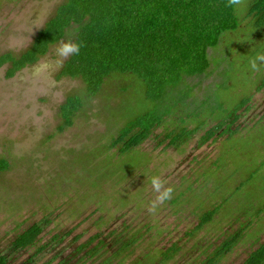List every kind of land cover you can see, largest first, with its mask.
Segmentation results:
<instances>
[{
	"label": "rangeland",
	"instance_id": "1",
	"mask_svg": "<svg viewBox=\"0 0 264 264\" xmlns=\"http://www.w3.org/2000/svg\"><path fill=\"white\" fill-rule=\"evenodd\" d=\"M64 1L0 0V56L26 50ZM252 2L236 6L239 27L210 49L209 73L184 83L194 87L189 100L205 99L204 113L190 120L206 126L171 145L166 134L180 122L166 119L136 148L145 158L134 169L111 142L145 109L135 77H110L59 131L61 104L85 90L81 79L59 76L69 56L56 64L57 47L73 41V31L13 77L9 64L0 66V157L10 163L0 175V249L8 264H204L243 229L216 263L241 264L264 242V23L254 24ZM153 175L174 192L150 210ZM34 223L43 227L36 244L12 251L13 239Z\"/></svg>",
	"mask_w": 264,
	"mask_h": 264
},
{
	"label": "trees",
	"instance_id": "2",
	"mask_svg": "<svg viewBox=\"0 0 264 264\" xmlns=\"http://www.w3.org/2000/svg\"><path fill=\"white\" fill-rule=\"evenodd\" d=\"M250 15L255 17L254 24L264 23V0H253ZM238 27L236 6L230 5L229 0H65L30 46L18 55L2 54L0 66L9 64L6 76L13 77L73 31V41L81 45L80 52L65 60L59 76L81 79L85 90L84 95H68L61 104L59 131L74 124L86 100L98 95L110 77H135L145 109L125 120L111 142L112 148L119 147L120 155L131 158L127 169H134L145 158L135 153L136 148L166 119L176 117L180 122L166 134L171 145L181 144L206 126L205 122L190 120L204 113L205 99L189 100L194 87L184 83L188 78L209 73L210 49L221 43L226 32ZM190 106L192 110H188ZM189 124L194 127L189 128ZM208 131L206 140L212 137ZM8 168L9 161L0 157V175ZM216 212L215 208L204 212L199 226L209 223ZM42 231L41 225L34 223L15 237L10 249L19 252L35 245ZM242 234L240 229L226 238L204 264H216L240 241ZM132 241L122 242L121 249L129 248ZM174 252L170 248L163 254L169 258ZM9 260L5 253L0 255V264H8ZM241 264H264V242Z\"/></svg>",
	"mask_w": 264,
	"mask_h": 264
},
{
	"label": "clouds",
	"instance_id": "3",
	"mask_svg": "<svg viewBox=\"0 0 264 264\" xmlns=\"http://www.w3.org/2000/svg\"><path fill=\"white\" fill-rule=\"evenodd\" d=\"M240 0H229V4L233 6H238ZM81 45L77 42L68 40L61 42L57 47V56L59 59L56 60V64L59 65L62 63L63 58H66L70 55H78L80 52ZM261 59H264L262 57ZM251 67L253 70H258V65L255 61L252 62ZM151 189L155 193V199L152 201L151 209H155L158 205L163 204L164 202L172 198L174 188L171 186H166L167 181L162 179L158 175H153L150 178Z\"/></svg>",
	"mask_w": 264,
	"mask_h": 264
},
{
	"label": "flooded vegetation",
	"instance_id": "4",
	"mask_svg": "<svg viewBox=\"0 0 264 264\" xmlns=\"http://www.w3.org/2000/svg\"><path fill=\"white\" fill-rule=\"evenodd\" d=\"M46 23V22H45ZM25 68V67H24ZM23 69V68H22ZM18 72V71H17ZM9 167H10V163H9ZM6 171V170H5ZM38 224H40V223H38ZM33 225V224H32ZM41 225V224H40ZM41 227H42V225H41ZM42 229H43V227H42ZM15 239V238H14ZM13 239V240H14ZM3 253H5V251L3 250V249H0V255L1 254H3Z\"/></svg>",
	"mask_w": 264,
	"mask_h": 264
}]
</instances>
